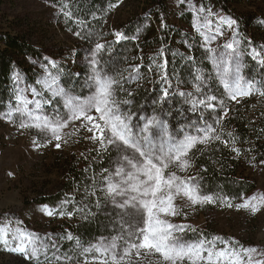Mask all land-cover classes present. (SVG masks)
<instances>
[{
	"label": "trees",
	"instance_id": "16d2710c",
	"mask_svg": "<svg viewBox=\"0 0 264 264\" xmlns=\"http://www.w3.org/2000/svg\"><path fill=\"white\" fill-rule=\"evenodd\" d=\"M14 1L0 0V12ZM41 1L53 8V24L67 37V44L38 50L23 34L0 30V124L9 127L15 138L28 136L32 141L39 139L41 144L46 145L40 149L44 148L47 157L60 153L61 157L65 155L68 159L65 166L67 183L63 184V192L40 203L55 207V215H60L62 203L65 213H74L71 217L60 215V230L55 234L59 252L71 254L70 250L75 244L63 238L67 234L79 238L85 245L96 243L102 236L115 234L109 223L110 206L97 208L96 197L85 198L84 194L85 187L92 184L93 177L99 179L103 169L113 168L115 153L98 154L99 143L90 138L92 133L81 128L79 121L63 130L71 132L74 127L79 128L58 150H54L56 142L48 143L38 130H21L18 120L7 121L3 115L16 105V89L26 90L24 94L29 100L48 99L50 93L34 97L30 89L41 91L42 85L37 81L44 80L51 73L73 95L87 96L89 88L86 81L91 71L86 57L94 49L95 43L110 44V50L101 54L106 69L112 73L123 72L125 77L129 75L126 70L137 68L139 71V77L125 84V89L132 96L120 94L121 99L131 100L129 105L123 107L135 113L133 123L141 121L143 124L144 118L159 115L167 121L169 132L175 135L190 121L197 119L196 114L189 111L191 105L179 95V92H194L192 80L197 70L205 78L212 77L208 79V87L213 94L227 99L223 84L216 78L215 69L208 58L210 53L194 27V23L202 21H197V13L189 2L196 8L203 6L210 10V18L226 17L237 21L233 28L224 26L223 32L229 36L226 43L234 38L239 41V49L246 52L242 57V72L247 79L260 82L257 85L260 87V84H264V66L247 53L251 48L258 51L264 49V0H185L184 3L180 0H66L73 11L74 19L71 20L58 13V4L57 7L52 6L57 0ZM77 31L82 35L89 32L93 35L90 39H82L75 35ZM116 32L123 33L126 38L116 42ZM165 60L171 87L169 97L161 101L166 85L161 81L163 71L156 65ZM51 62L56 63L55 68ZM149 68L153 70L149 71ZM227 106L230 110L221 123L222 138L230 142L235 138V146L241 150V154L237 156L219 142L207 147L198 145L203 151L196 152L190 169L193 176L200 178L205 193L231 197L230 203L236 205L257 188L249 169L264 171V97L253 93L250 97L240 98L239 103L229 101ZM44 109L47 114L54 109L63 111L62 101L57 98V102L45 105ZM229 133L232 135L229 136ZM70 193L71 198L66 195ZM69 200L71 203L66 202ZM208 206L222 211L234 208L227 207L222 201ZM80 208H84L85 212L90 210L91 215L85 218L77 211ZM195 235L196 238L208 240L223 237L219 231L207 229H197ZM4 253L0 244V258ZM148 254L142 250L140 257L133 256L135 264H149L145 262L151 258ZM82 259L71 264L79 263ZM50 264L56 262L51 261Z\"/></svg>",
	"mask_w": 264,
	"mask_h": 264
},
{
	"label": "snow or ice",
	"instance_id": "6c2138e0",
	"mask_svg": "<svg viewBox=\"0 0 264 264\" xmlns=\"http://www.w3.org/2000/svg\"><path fill=\"white\" fill-rule=\"evenodd\" d=\"M180 2L184 3L185 0ZM57 4L60 15L66 20L74 19L66 0H57L52 6L57 7ZM189 6L196 11L197 21H202L194 23V27L203 38L206 51L210 53L208 58L215 69L216 78L223 84L227 99L213 94L208 87V79L212 77L205 78L197 70L192 80L194 92H179L180 96L185 97V103L191 105L189 111L196 114L197 119L190 121L175 135L169 132L167 121L159 115L144 118L142 125L133 123L135 113L123 107L129 105L131 100L121 99L120 94L132 96L125 89V84L139 77V71L137 68L126 70L129 75L125 77L123 72L112 73L106 69L101 54L110 50V44L95 43L94 49L86 57L91 71L86 81L89 88L87 96L73 95L51 73L44 80L37 81L42 85L41 91L30 89L34 97L50 93L48 99L29 100L24 94L26 90L16 89V105L3 115L7 121L18 120L21 130H38L48 143L55 141L58 149L79 128L74 127L71 132L63 130L79 121L80 127L91 132L90 138L99 143L98 154L109 151L115 153L113 168L103 169L99 179L93 177L92 184L85 187L84 192L85 198L96 197L97 208L108 205L114 210V215L109 213V223L115 234L102 236L96 243L87 245L67 234L63 238L75 244L69 254L60 253L59 246L51 240L45 242L44 238L19 226L13 228L3 224L0 225V244L5 247L11 244L9 251L22 254L34 264H50L51 261L71 264L81 258L84 264H135L133 256L140 257L142 250L159 254L160 264H264L262 249L245 247L238 241L226 243L220 237L188 241L184 233L190 226L176 225L167 219L179 214L175 200L180 196L187 198L193 206L222 201L227 207L246 209L252 214L264 208V195L242 198L241 203L233 205L230 203L231 197L205 193L198 176L185 178L177 174L178 171L189 169L196 152L203 151L198 145L207 147L219 142L239 156L241 150L235 146V138L231 142L222 138L221 123L230 110L228 102L239 103L240 98L250 97L253 93L264 97V84L258 87L260 82L247 79L242 72V57L246 52L239 49V41L234 38L223 45V50L208 47L218 36L223 35L224 26L233 28L237 21L220 17L214 24L210 10L203 6L196 8L190 2ZM75 35L90 39L93 33L82 35L77 31ZM114 35L116 42L126 38L121 32ZM247 54L264 66V49L258 51L251 48ZM51 64L53 68L56 67L55 62ZM166 66L167 60L156 65L163 71L161 81L166 85L162 90L161 101L170 95L171 84ZM152 70L149 68V71ZM57 98L62 101L63 111L54 109L51 114H47L44 106L54 104ZM33 144L38 148L46 146L39 139H34ZM66 202L71 203L70 200ZM77 211L85 218L91 215V211L85 212L84 208ZM45 212L49 216L55 214L48 209ZM59 214L71 217L74 213H65L62 203ZM218 242L223 247H218ZM50 250H53L51 256L48 254Z\"/></svg>",
	"mask_w": 264,
	"mask_h": 264
},
{
	"label": "rangeland",
	"instance_id": "374dc122",
	"mask_svg": "<svg viewBox=\"0 0 264 264\" xmlns=\"http://www.w3.org/2000/svg\"><path fill=\"white\" fill-rule=\"evenodd\" d=\"M53 12V8L41 0H15L0 12V30L23 34L38 50L67 44V37L53 24ZM211 19L215 24L219 18ZM228 39L227 33L223 32L208 47L223 50ZM134 124L142 125L141 121ZM54 150L58 148L54 147ZM61 155L56 153V156L47 157L44 148L36 147L28 136L15 138L9 127L0 124V225L8 224L13 228L19 226L44 238L45 242L51 240L57 244L55 234L60 230L61 216L55 215V207L40 202L50 200L63 192V184L67 183L65 166L68 159ZM249 173L257 188L245 198L264 195V171L251 168ZM177 174L185 178L193 176L190 168L184 172L178 171ZM66 195L72 197L71 193ZM175 204L179 214L167 219L176 225L190 226L185 229L186 240H199L200 238L195 237L196 230L207 229L217 233L219 231L223 236L220 238L226 243L238 241L245 247L264 250V208L256 214L236 207L222 211L208 204L193 206L182 196L176 198ZM45 209L55 214L49 216ZM110 213L114 215L111 207ZM11 246L10 244L5 247L2 244L5 253L0 258V264H34L22 254L9 251ZM218 247H223V244L218 242ZM48 254H53V250ZM148 255L151 258L145 262L160 263L159 254ZM72 264H84V260Z\"/></svg>",
	"mask_w": 264,
	"mask_h": 264
}]
</instances>
